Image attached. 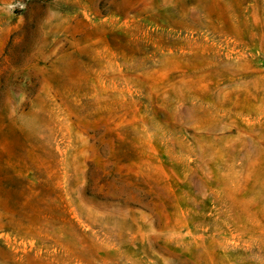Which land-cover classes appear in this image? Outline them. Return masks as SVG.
Instances as JSON below:
<instances>
[{"label": "rangeland", "instance_id": "rangeland-1", "mask_svg": "<svg viewBox=\"0 0 264 264\" xmlns=\"http://www.w3.org/2000/svg\"><path fill=\"white\" fill-rule=\"evenodd\" d=\"M0 264H264V0H0Z\"/></svg>", "mask_w": 264, "mask_h": 264}]
</instances>
